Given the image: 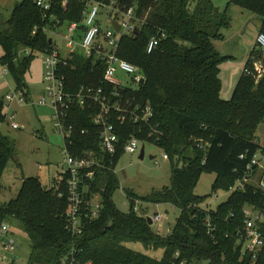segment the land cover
Wrapping results in <instances>:
<instances>
[{
	"label": "trees",
	"instance_id": "obj_1",
	"mask_svg": "<svg viewBox=\"0 0 264 264\" xmlns=\"http://www.w3.org/2000/svg\"><path fill=\"white\" fill-rule=\"evenodd\" d=\"M117 1L123 9L135 8L138 19L137 30L122 36L119 57L137 67L144 81L125 96L150 105L154 111L149 126L128 124L119 130L122 145L137 137L168 155L171 186L146 197L128 192L132 202L130 211L125 213L114 201L123 174L97 171L90 195L101 196L103 209L96 219L86 223L80 237H74L67 230V194L59 197L66 188L58 189L57 184L45 187L39 178H28L15 200L0 201V232L4 224L11 230L15 222L20 224L32 246L28 264H171L176 262L177 253V262L189 264H264V255L254 262L243 254L237 239L228 238L243 224L245 207L264 208V191H237L216 210L207 209L206 198L196 195L205 174L217 175L214 193L230 192L260 149L255 140L264 124V65L261 73L255 68L260 60L258 46L247 64L251 74L241 77L233 99L226 101L221 95L220 75L222 63L229 58L216 50L213 40L223 38L221 31L227 19L211 1ZM229 1L261 18L259 34H264V0ZM98 2L109 4L111 0H70L67 10H56V14L64 24L80 23L84 11ZM193 4L197 6L191 11ZM50 22L44 21L34 0H23L16 5L10 20L0 25V48L4 51L0 63L9 69L18 89L27 97L26 74L35 55L21 57L20 52L51 51V38L44 31L45 26H53L54 22ZM103 26L108 28L107 23ZM158 33L166 34V39L149 54V43ZM72 65L67 71L71 91L82 86H105L103 66L94 67L82 58H75ZM4 106V100H0V188L8 164L17 156L14 142L1 132L7 120ZM93 114L88 109H73L74 156L100 151V130L92 121ZM155 130L157 134L150 138ZM122 158L123 151L112 169ZM137 200L179 208L181 215L173 230L167 235L155 232L149 218L136 212ZM208 220L216 229L211 235ZM128 244L164 253L157 258L130 249Z\"/></svg>",
	"mask_w": 264,
	"mask_h": 264
},
{
	"label": "built area",
	"instance_id": "obj_2",
	"mask_svg": "<svg viewBox=\"0 0 264 264\" xmlns=\"http://www.w3.org/2000/svg\"><path fill=\"white\" fill-rule=\"evenodd\" d=\"M34 2L42 13L44 21L49 19L54 22H50L52 27L45 26L44 31L48 35L52 34L64 39L62 47L51 39L53 49L43 53L45 87L35 105L51 109L55 128L65 139V147L62 149L65 156V168L57 185L58 189L66 188V193L61 191L59 197H65L67 194L69 202L67 230L74 237H80L86 223L96 219L103 209L101 196L90 195V184L95 180L96 172L110 170L117 175H122L119 170L120 162L116 168L112 169L120 152L123 151V156L134 155L145 143L137 137H132L123 146L119 130L128 124L149 126L154 117V111L150 105L144 106L136 99L125 96L128 91H136L143 79L137 67L122 60L118 54L122 36L137 30L138 19L135 8L123 9L117 0H111L109 4L98 2L90 5L83 13V22L64 24L58 18L56 10L65 12L70 0H34ZM103 20L108 24V28L103 26ZM113 22L121 26L120 32L113 27ZM64 25H68L66 33L58 34L57 31ZM35 30L37 32L38 29ZM164 39H166L164 33L154 35L149 43L148 53L151 54L157 49ZM257 46L264 54V34H259ZM33 54L30 50L23 52L24 56ZM75 58L89 61L94 67L103 66L105 86H82L71 91L67 71L72 69ZM120 72L130 77L132 87L120 79ZM246 72L251 74L249 70ZM7 75H9V69L3 67L0 83ZM5 100L20 104L28 102L27 95L22 90L8 94ZM78 107L94 112L92 121L100 130V151L98 152L87 151L80 156H74L71 152L76 131V125L72 123V112ZM14 117L15 114L12 119ZM12 128L18 130L19 126L14 123ZM83 134L86 132L84 131ZM154 134H157V130L149 137L151 138ZM255 143L260 146V149L252 156L249 165L239 176L235 186L231 188L233 193L248 189L255 192L264 191V147L260 145L259 139H256ZM164 158L169 160L168 155H164ZM235 173L239 175L237 171ZM135 210L140 216L148 218L147 214L141 215V209ZM164 219L166 218L157 214L152 221L153 224L162 226ZM207 225L209 234H213L216 229L213 228L210 220L207 221ZM9 234L10 226L4 224L0 232V244L5 254H13L18 249L16 240L9 237ZM2 237L6 240H2ZM229 237L237 239L243 254L256 262L260 256L264 255V208L245 207L243 224L236 228L235 234H228ZM179 256L177 253L176 262L171 264H189L187 261L177 262ZM3 259H6L5 255ZM3 259L0 257V261Z\"/></svg>",
	"mask_w": 264,
	"mask_h": 264
},
{
	"label": "rangeland",
	"instance_id": "obj_3",
	"mask_svg": "<svg viewBox=\"0 0 264 264\" xmlns=\"http://www.w3.org/2000/svg\"><path fill=\"white\" fill-rule=\"evenodd\" d=\"M21 1L0 0V12L7 19L11 15L16 2ZM209 1L220 13L225 14L227 19V25L221 31L223 38L214 39L213 44L220 54L229 58V60L222 63L220 78L222 98L231 101L241 77L248 74L246 72L248 69L247 64L252 52L257 47L262 19L251 12L231 5L229 0ZM196 6V4H193L191 11H194ZM104 24L106 25L105 20H103ZM67 26L64 25L57 33L65 34ZM49 37L61 47L64 44V39L56 35L49 34ZM25 51L24 49L21 50V57H23ZM258 51L260 52V60H257L255 68L261 73L262 65H264V55L261 50ZM34 55L35 59L26 74V85L29 91L26 104L9 103L5 100L8 94L19 90L10 73L0 83V100L5 102L4 110L7 115V120L2 125L1 132L14 142L17 152L16 158L8 164L1 181L0 201L3 203L15 200L22 189L24 180L28 178H39L45 187H54V179L56 178L58 181L65 168V156L62 151L65 147V139L58 134L55 128L52 111L49 108L35 105L45 87V67L43 53H34ZM3 56L4 51L0 48V60ZM2 69L3 66L0 63V77ZM251 71L252 69H250ZM119 77L127 85H132L127 74L120 72ZM14 114L15 117L12 119ZM14 123L19 126L18 130L12 128ZM257 139H259L260 145L264 147V135L258 133ZM143 146H145V159L141 160ZM164 155V152L155 145L144 143L136 154H125L123 156L119 164V170L121 173L125 171L127 177H121V187L114 196V201L122 212L127 213L131 208L132 201L127 196L128 192L146 197L153 193L162 192L165 188L171 186V163L169 160H165ZM216 178L217 175L215 174L203 175L196 189L197 196L206 198L204 205L209 210H216L233 194V191L214 193L213 184ZM138 201L136 202V209L142 210L141 215L145 216L147 214L148 218L153 219L157 214H160L166 218L162 221V226L157 223L152 225L155 232L167 235L173 230L177 219L181 215L179 208L173 204L157 205ZM11 233L18 244V249L13 254H5L0 244L1 259L4 255L6 256V259L1 260L0 264H28L32 254V246L18 222L13 224ZM127 247L137 252L148 253L154 257L163 256L162 250L147 251L140 244H128ZM15 256L18 257V260H14Z\"/></svg>",
	"mask_w": 264,
	"mask_h": 264
},
{
	"label": "water",
	"instance_id": "obj_4",
	"mask_svg": "<svg viewBox=\"0 0 264 264\" xmlns=\"http://www.w3.org/2000/svg\"><path fill=\"white\" fill-rule=\"evenodd\" d=\"M112 24H113V27L117 30V32L121 31V26L117 22H113ZM50 43L52 44V40L50 41ZM142 83H144V81H142ZM259 133L264 135V125H261V127L259 128ZM140 159L141 160L145 159V147L142 148ZM122 174L124 177H127L125 171H123ZM149 224L153 225V221L151 218H149Z\"/></svg>",
	"mask_w": 264,
	"mask_h": 264
},
{
	"label": "crops",
	"instance_id": "obj_5",
	"mask_svg": "<svg viewBox=\"0 0 264 264\" xmlns=\"http://www.w3.org/2000/svg\"><path fill=\"white\" fill-rule=\"evenodd\" d=\"M21 1V0H20ZM23 1V0H22ZM18 3H20V2H16V4H15V7H16V5L18 4ZM15 7H14V9H15ZM14 9H13V11H14ZM13 11H12V13H13ZM12 13H11V15H9L8 16V18L6 19V17L4 16V14H2L1 12H0V25H3L5 22H7L8 20H10V18H11V16H12ZM261 28V27H260ZM43 91V90H42ZM54 184L56 185L57 184V180H56V178L54 179ZM9 237H12L13 238V236H12V233H11V229H10V234H9ZM2 240H6V239H4V237H2L1 238ZM163 251V250H162ZM164 253V252H163ZM157 258H161V256H158ZM18 260V257L17 256H15L14 257V260Z\"/></svg>",
	"mask_w": 264,
	"mask_h": 264
}]
</instances>
